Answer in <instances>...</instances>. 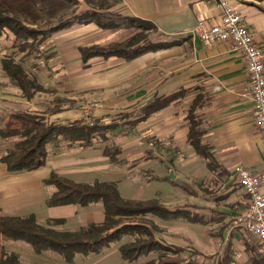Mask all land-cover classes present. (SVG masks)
<instances>
[{
    "label": "rangeland",
    "instance_id": "rangeland-1",
    "mask_svg": "<svg viewBox=\"0 0 264 264\" xmlns=\"http://www.w3.org/2000/svg\"><path fill=\"white\" fill-rule=\"evenodd\" d=\"M116 1L89 0L87 4L113 10ZM85 5L83 0L75 6L60 0H0V10L17 15L26 24L57 20L73 10L84 9ZM134 31L103 29L93 23L75 24L52 33L42 41L38 50L28 54L17 48L19 39L4 31L0 35V126L11 112L43 110L55 103L60 105L61 110L49 114L48 121L66 122L82 116L86 119L98 117L104 123H118L117 128L105 132L104 140L96 139L90 147L61 144L54 148L48 144L47 159L39 173L47 177L54 171L80 183L113 181L122 197L156 198L169 207L184 205L203 215L206 219L204 224L184 219L151 218L161 227L166 240L195 248L201 253L198 259L204 264H215L225 252L226 245L231 257L228 264L249 262L253 256L259 257L256 239L235 226L234 217L240 206L230 198H224L226 189L220 175L206 168L194 148L187 143L188 152L181 146H172L174 142L169 133L151 143V128L146 127L145 121H123L132 120L138 114L137 108L147 98L160 95L159 91L153 95L152 92L148 95L146 91L143 56L122 67L112 57L82 60L79 52L81 46L121 41ZM150 36L154 40H162L158 33ZM4 57L20 63L48 90L35 92L30 100H26L3 70ZM152 89L155 90V84ZM176 103L177 100L172 102ZM13 145L14 138L0 137V154L10 150ZM104 146L116 152L117 160L102 154ZM11 173L16 174L14 177L21 182L8 183L4 179V195L34 185L33 181H26V174ZM170 173L173 178H169ZM42 181L40 187L29 194L30 200L25 198L27 193L17 195L18 205L8 206L14 213L10 211L4 214H32L38 223L46 227L71 231L102 219V207L98 203L86 207L74 204L48 206L45 200L56 188L53 184L45 183L44 179ZM235 189L238 191V188ZM126 240L128 237H123L109 248L87 256L77 253L71 263L53 250L35 252L30 243L23 239L3 237L2 243L7 253H16L19 260L26 263L143 264L154 256H142L135 262L124 261L119 256L118 246Z\"/></svg>",
    "mask_w": 264,
    "mask_h": 264
},
{
    "label": "trees",
    "instance_id": "trees-1",
    "mask_svg": "<svg viewBox=\"0 0 264 264\" xmlns=\"http://www.w3.org/2000/svg\"><path fill=\"white\" fill-rule=\"evenodd\" d=\"M60 1L75 6L81 0ZM83 1L86 3L84 9L73 10L57 20H45L40 24H26L17 15L0 10V35L4 31L12 33L20 40L17 48L28 54L38 50L42 41L52 33L75 24L93 23L103 29L135 30L121 41L81 46L79 52L84 61L92 57L130 60L147 51H155L173 44V41L154 40L150 37L157 31V26L150 20L111 11L108 7L99 9L87 4L89 0ZM2 67L26 100H30L35 92L48 90L35 75L28 74L20 63L10 57H4ZM184 92L185 90L179 89L156 95L137 108L138 114L132 120L123 121L143 122L151 114L178 100ZM196 107L197 102H192L187 114V141L206 167L217 172L220 165L209 147L201 140L203 131L195 115ZM60 108V105L55 103L43 110H17L6 117L0 126V137L14 138V145L7 152L0 154V161L6 165L9 172L19 173L43 167L47 159L48 144L54 148L61 144L68 147H90L96 139L104 140L107 130L119 126L114 121L104 123L98 117L86 119L81 116L66 122L48 121L47 116L60 111ZM102 154L111 160H117L116 152L111 151L108 146L102 148ZM44 182L53 184L56 188L45 200L48 206L74 204L86 207L98 203L102 207V219L71 231L46 227L38 223L32 214H4L0 209V264H41L21 262L16 253H7L2 243L3 237L26 240L38 253L53 250L70 263L77 253L83 256L97 253L109 248L113 242L128 237V240L118 246L120 258L126 262H135L142 256L153 254L154 256L143 264H204L198 259L201 253L195 248L166 240L161 227L151 218L155 216L160 219H184L192 223H206L203 215L187 209L184 205L172 208L156 198H125L120 195L113 181L94 180L91 183H80L54 171L44 178ZM230 259V249L226 245L225 252L215 264H228ZM251 262L264 264V258H253Z\"/></svg>",
    "mask_w": 264,
    "mask_h": 264
},
{
    "label": "crops",
    "instance_id": "crops-1",
    "mask_svg": "<svg viewBox=\"0 0 264 264\" xmlns=\"http://www.w3.org/2000/svg\"><path fill=\"white\" fill-rule=\"evenodd\" d=\"M226 1L238 11L264 57V0ZM112 7L111 11L150 20L157 26L154 33H158L163 41H173L169 47L147 51L134 59L112 57L122 67L143 56L148 95L158 91L167 94L185 90L176 104L170 103L146 118V127L151 128V143L169 133L174 142L172 146H181L189 152L187 114L192 102H197L195 115L203 131L201 140L220 165L214 173L220 175L224 183L226 193L223 196L238 203L241 211L246 198L236 175V167L264 176V141L253 121L247 74L240 54L230 49L228 40L206 46L195 30L199 21L211 24L219 20L221 9L218 0H117ZM43 167L19 172L26 174V181H33L34 185L4 195V179L8 183H19L21 180L14 177L16 174L9 172L0 161L2 213H14L8 206L18 205L16 196L19 194L27 193L25 198L30 200L29 194H33L43 183L45 176L39 173ZM259 252L260 256H253L251 261L262 256L260 246Z\"/></svg>",
    "mask_w": 264,
    "mask_h": 264
},
{
    "label": "built area",
    "instance_id": "built-area-1",
    "mask_svg": "<svg viewBox=\"0 0 264 264\" xmlns=\"http://www.w3.org/2000/svg\"><path fill=\"white\" fill-rule=\"evenodd\" d=\"M219 20L211 24L199 21L196 32L206 46L228 40L230 49L243 59L252 101L253 121L264 141V57L238 11L226 0H218ZM236 175L245 195V206L234 217L235 226L253 236L264 258V176L236 167ZM233 264H255L244 261Z\"/></svg>",
    "mask_w": 264,
    "mask_h": 264
},
{
    "label": "water",
    "instance_id": "water-1",
    "mask_svg": "<svg viewBox=\"0 0 264 264\" xmlns=\"http://www.w3.org/2000/svg\"><path fill=\"white\" fill-rule=\"evenodd\" d=\"M169 178H173V174L172 173L169 174Z\"/></svg>",
    "mask_w": 264,
    "mask_h": 264
}]
</instances>
